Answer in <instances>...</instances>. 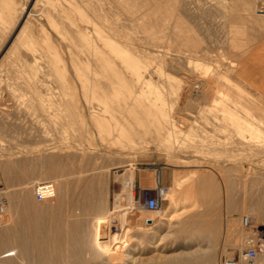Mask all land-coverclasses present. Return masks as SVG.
<instances>
[{"label": "rangeland", "instance_id": "obj_1", "mask_svg": "<svg viewBox=\"0 0 264 264\" xmlns=\"http://www.w3.org/2000/svg\"><path fill=\"white\" fill-rule=\"evenodd\" d=\"M231 1L232 0H227L226 4H232L230 3ZM236 1L238 0L232 2L233 4H237L234 7L237 8L234 10V8L231 7L230 9L231 5L228 4V9L225 11L226 13L224 12L225 14L223 12L221 14V9H216V7L214 8V6L209 5L210 7L208 6V9L213 8V10H211L215 12H211L207 9L208 15L210 16H207V12L205 13L206 16H204L205 14L202 15L206 18H212L211 24L208 23L210 20L204 17V19H200L202 16L199 14L193 16L189 14L187 16L185 15L186 18H182L186 23L188 22L187 25H191L190 27L194 26L192 29L188 26V33L194 36L196 35L195 33H197L196 37L200 39L202 45L205 44V48L208 46L206 50L213 54L211 56L212 58L210 57L209 59L208 56H199L198 54L196 56L195 52L191 51L188 46H184L183 48L185 49H181L183 54H190L192 55L191 57H193L191 58L189 66L192 72L189 73L187 70L184 71V69L176 70L170 68L171 70L168 69V72H171L174 76L169 79L164 78L163 71L157 74L155 69L157 66L153 63L156 62L157 65V63L160 64L162 62L150 59V57L147 59L148 69L146 68L145 71H148L150 75L145 72V76L149 75L150 79L153 78L152 80H154V82L157 81L156 84L158 83L157 85H159L158 87H160V89L157 88L163 93L160 92V98L163 97V100L165 98L163 107L165 111L167 110L168 112H166V116L161 112L159 115L157 114L158 120H156L155 126L159 134L156 135L155 141L148 143L147 147L133 152L131 151L132 153L103 152L97 149L98 145L96 144V138V141L94 140L95 142L93 141L94 138L88 139L91 140V142L93 141L92 143L90 141L85 142L86 139L75 141L73 135L75 136L76 132L73 131L72 126L61 127L63 131L61 133L63 134L62 136L56 132L54 125L47 121H45L47 124H45V128L48 130V139L42 138L31 130L33 126L29 123H23L24 125L22 124L19 125V127H14V130L9 128L3 131L1 130L3 133L0 131V185L6 190L8 199L7 204L9 208L6 210L7 217H9L8 212L11 211L13 214L11 225H17L16 228H20L26 216H30L29 220L33 222L29 230L31 233L29 232L27 235L28 241L32 244L35 243L34 239L37 238L39 244L36 247H40L43 254L46 252L45 255L50 259V263L112 264L108 261V256L111 251L116 252V250L111 249L107 241L109 239V229L111 227L113 232L116 233H121L123 229L125 237L132 235L145 240L143 244L137 243L136 245V260L134 259L131 262L130 260L132 259L125 256L124 260L128 264H165L166 259H169V257L171 258L173 255L175 257L176 253L179 255V253H186L189 250L193 251L198 248L201 250V253L200 257L197 259L198 261L196 260L194 264H208L207 260L209 258L212 260H208L210 264H220L221 260L228 254V256L238 255L246 246L245 240L247 236H252L253 238L257 236L258 239L261 240L260 242V240L254 239L258 252V264H264V222L260 221L255 214V207L264 204V170L257 167H264V144L262 145L257 141L247 140L246 134L249 137L250 133L241 130H239V132V128H236V125L233 124L235 119H229L230 122L226 121L228 115H234L233 117L235 118L240 114V111L238 112L237 109L239 107L235 108L230 114L229 112L222 114V112L215 110H213L215 112H212V110L207 108V105H209L210 100L216 93L223 98L226 96L224 93H218L220 84H216V80L213 79L214 76H210L214 68L240 83L234 76V69L237 61L241 54L264 34V30H258L255 32L257 38L256 36L253 37L248 34L238 35L237 38L239 42L234 45L231 39L233 33L229 34L230 32L226 31V34L224 31L231 28L232 23H236L235 25L238 27V25H240L239 20L241 21L243 14L245 16V18H242L244 22L243 26L245 25L244 28L247 27L249 23L247 22L248 20L251 19L250 22H254L256 19V21L258 20L257 22H259L261 21V19H259L261 18L260 16L264 14V0H250L249 3L245 2L246 0ZM239 4L242 6L244 5V7L250 4L251 9L247 7L244 9L242 7V10L244 9L242 12L241 7H239L240 9L238 8ZM230 10L235 11H233V14L230 12V15L235 16H237L236 11L238 10L240 14H238V17L240 16V19L235 18L237 21H233V19L232 22H230L229 20L232 19V16H230L229 19H227L228 16H225L227 15V11L229 12ZM170 13L168 17L170 16L172 18V14ZM213 13H215L216 17L212 16ZM216 13L218 15H216ZM197 16L200 17L198 18ZM194 17H197L198 20L197 18L194 19ZM246 17L248 20H246L245 23ZM171 18H169V21L166 20V22H168V27L170 26L169 31L171 30L168 34L166 29V35L168 37L159 38L162 40H158L160 44L156 41L162 48L165 46L168 55H170L171 52H180L177 49L174 50L172 45L173 42H170L171 40L168 41L170 37L173 36ZM191 18L194 24L189 23ZM213 18L215 19L213 20ZM222 21L227 26V29H224L226 26L223 25ZM200 23L205 24H203V26L201 24L200 26ZM196 24L199 25L200 28L199 26L195 28ZM208 24L210 28L207 29ZM212 24L213 26L216 25V28L213 27ZM255 25H257V23ZM258 26L259 25L256 27ZM202 27H204L205 30ZM198 28L202 29L197 31ZM206 29L207 31L210 30L208 31L209 33H206ZM216 29H219L218 33L219 31L222 32L218 34ZM245 29L249 30L250 28L247 27ZM202 30L204 32H202ZM214 30H216V33ZM144 34L145 32L142 33L143 36ZM167 38L168 40H166ZM144 39H142V43H144ZM228 39L233 44L229 42ZM149 53L151 52L147 54L150 55ZM195 59H198L201 63L195 65V63H197ZM210 59H213L215 62ZM202 62L203 64L207 63L206 67L208 66L207 69H209L206 75L200 72L205 69L204 66H202ZM150 67L152 69H150ZM150 70L151 73L149 72ZM186 73H189V75ZM191 73L192 76H190ZM196 73L198 75H196ZM149 76L147 77L149 78ZM151 76L153 77L151 78ZM207 76L211 79L210 82L209 78L206 79ZM196 78L206 79L203 80L204 84L201 85L202 88H200L203 90L205 87L206 95L203 97L205 99L202 100L199 98L197 100L200 101V103L203 101V106L206 107H204L202 111H199L198 108L200 104H198L197 101H193L194 98L197 97V92L195 90L198 88L194 87V83H197ZM187 79L192 83H190L191 87L196 93L195 95V93L192 92L188 99L183 93V87L184 84L187 83V81H185ZM184 81L186 83H184ZM171 84L174 87L169 89V87L172 86ZM179 84L182 86L180 87ZM241 85L250 95L238 88V99L245 101L248 100L249 97L251 101L253 100L252 102L255 104L249 102V105L251 104L250 106H253L252 109L257 113V116H250L249 118L251 121L255 122V124L259 123L261 125L262 123L261 126L264 127V122L261 121V119L264 120V114H262L264 111V97L255 94L243 84ZM179 87L181 90L178 89ZM188 101H193L192 103H197L198 105L193 104V106H187V103H189ZM257 103L259 104L256 105ZM245 112L244 110V113ZM195 118L202 120L201 125L199 124L200 122L194 125L189 124ZM168 119L173 120L176 125L170 127V125H168ZM75 125L76 124L73 126ZM33 134L34 136H31ZM17 138L19 140H17ZM181 139L193 145V147H187V149L190 148L189 154L188 152L182 153V151L177 150V147H169L172 144L177 146ZM213 139L215 140L213 141ZM93 147H95L96 150H94ZM149 164L161 166L160 183L162 181L164 185L170 187V190L174 188L177 179L182 180L181 186L174 192V196L178 198L177 205L171 206L169 197L166 195L165 200H163L159 207V211L153 214L154 216L156 215L154 223H152L151 220H145V217H149L151 214L146 212L143 206L145 194L153 193L152 188L156 185L157 180L154 171L147 170L146 167ZM146 177L151 179L152 188L144 187L143 180ZM37 182H52L54 184L55 196L47 200H37L33 193V186ZM50 202L52 204H50ZM125 209L126 211L128 210L127 216L129 217H127V221L122 225L120 218L114 221V216L116 215L117 217V215ZM171 212L173 216L170 220H167L166 216ZM134 213H139V215H143V217L135 220L132 218ZM112 216L114 222L111 220ZM244 216L249 217V222L246 227H244L242 222ZM33 223H35V225H33ZM203 223L211 224L214 228V232L213 237L210 238L209 241L203 239L201 243L200 240H195V237L202 233V230L199 229ZM9 227L10 224L5 223L0 227V233L5 232ZM127 227L128 229H126ZM151 240L153 242H150ZM234 241L238 243L237 247L232 246ZM155 243L157 247H153ZM14 245L11 237L4 238L0 240V252L17 250ZM106 245L107 247H105ZM140 246H145L146 248L141 250ZM35 254L36 253H33V256L31 255L34 260L37 257V254ZM48 254H50L49 257ZM14 255L15 254H12L11 256ZM32 258H22L18 256L17 259L26 264H36Z\"/></svg>", "mask_w": 264, "mask_h": 264}, {"label": "bare ground", "instance_id": "obj_2", "mask_svg": "<svg viewBox=\"0 0 264 264\" xmlns=\"http://www.w3.org/2000/svg\"><path fill=\"white\" fill-rule=\"evenodd\" d=\"M232 1L235 2V0ZM232 1L230 2L232 4L228 3L231 5L230 9L231 7L234 8L237 5L235 3L233 4ZM245 2L249 3L250 0H246ZM226 3L227 0H0V131L9 128L14 130L23 123H29L33 126V129L31 130H33L42 138L48 139V130L45 128V121H47L48 123L54 125L56 132L59 134L63 132L62 128L65 126H72L73 131L76 132V135H73V139L75 141H78L79 139H86L85 142H91V140L88 139L94 138L93 141H96L97 139L96 144L98 145V148L96 147L95 143L94 145L98 150L103 152L132 153L135 150L147 147L148 143L155 141L156 135L159 134L157 133V128L155 126L159 113L161 112L164 116H166L168 113L163 107L165 104V98L164 100L163 97L160 98V87H158V83L156 84V80V82L152 80L154 75L151 76L152 79H150V74L148 71H145L146 68L148 69L147 59L150 57V59L162 62L160 64L157 63V65L156 62L153 63H155V66H157L155 68L157 74L163 71L162 73L164 76H162L164 78L169 79L174 76L171 72H168V69L170 68L176 70L184 69V71L187 70L189 73L192 72V69H190L191 67L189 68V66L191 58L193 57H191L192 55L190 54H183L181 49L184 46H188L191 51L195 52L196 56L197 54L199 56H208L209 59L213 54L206 50L208 46L205 48V44L202 45L200 39L196 37L197 33H195V36L188 33L189 27L191 25H187L188 22L186 23V21H184L182 18H186V16L189 14L192 16L199 14L202 16H199L200 19L206 16V14L207 16H210L207 12V9L210 6H214L216 9H221L222 14V12L224 13L228 9L227 7L229 5ZM240 5L241 4H239L238 8L241 7V10L242 7L244 9L246 7L251 9L250 4L246 7H244V5ZM236 8H234V10ZM211 9L213 10V8L208 10L215 12ZM233 11H227V15H225L226 17L228 16L227 19L232 16V19L229 20L230 22H232L233 19V21H237L235 18L240 19V16L238 17V10L236 11L237 14L235 13L237 16L230 15V12L233 14ZM169 13L172 14V18L170 16L168 17ZM202 14L205 15L203 16ZM213 14L212 16H215V13ZM216 15L218 14L216 13ZM243 17L245 18L244 14L242 18ZM247 17L245 19V23L246 20H248ZM260 17L261 18L259 19H261V21L257 22L258 20L256 21V19L254 21L255 24L257 23V25H259V29L256 27L257 25H255L254 22H250L251 19L249 18L250 20L247 21L249 22L247 24V27L250 28L249 30L245 29L247 27L244 28L245 25L243 26L244 22L242 21V18L241 21L239 20L240 25H238V27L235 25L236 23H232L231 28L228 29L224 23V19V22L222 21L223 25L226 26L224 29H227L224 32L229 31V34L233 33L231 39L234 45H236L239 42V39L237 38L238 35L248 34L255 37L256 31L264 30V14ZM169 18L172 19L170 21L172 22L171 29L173 31V36L171 35L172 37H170L169 40L168 38L166 40H171L170 42H173L172 45L174 50L177 49L180 51L179 53L171 52L170 55H168V52L165 50V46L163 45V49L162 46L159 45L160 42L158 41L163 37H168L166 35L167 31L168 34L171 32V30L169 31L170 26L168 27V22H166V20L169 21ZM192 18L191 21L193 20ZM196 18L194 17V19ZM206 19L210 20L208 23H212V18L210 19L209 17ZM214 19L215 18H213V20ZM191 21L189 23L194 24V22ZM194 21L198 22L196 20ZM197 24L195 28L199 26ZM201 24L203 26L205 23H200V26ZM192 28H194V26L190 27V29ZM199 28L197 31H200L202 28L205 30L204 27L201 29ZM208 28H210L209 24L207 29ZM216 30H214V32ZM208 31L206 33H209ZM144 32L145 34L143 36L142 33ZM202 32L204 31L202 30ZM221 32L222 31H219V33ZM149 38L150 41L148 42ZM142 39L145 40L144 43H142ZM156 41H158L159 44H157ZM148 52H151L149 53L150 55L147 54ZM196 62L197 63H195V65L201 63L198 59ZM213 62L215 61L213 60ZM206 64H203L202 62V66H204L205 69L202 68L203 71H200L201 73L203 72L204 75H206L209 71V69H207L208 66L206 67ZM150 69L152 68L150 67ZM145 72L149 74L147 75L149 78L145 76ZM149 72L151 73V70ZM189 73L186 74L189 75ZM211 73L212 74L210 76H214V78H212L216 80V84H220L218 93H224L226 96L223 98L216 93V95L210 100L207 108L212 110V112L220 111L222 114H225L226 112H229L230 114V112H232L235 108L239 107L237 109L238 112L240 111V114L238 113L239 115L235 118L233 117L234 115H228L227 117L225 116L227 119L226 121L230 122L231 119H235L233 124L236 125V128H239L238 131H248L250 133L249 137L246 134L247 140L257 141L263 145L264 127L261 126L262 123L261 125L259 123L255 124V122L251 121L249 118L250 116H257V113L252 109L253 106H250L251 104L249 105V102L252 104L254 103L252 102L253 100L251 101L249 97L248 100L245 101L238 99L239 89L244 91L246 94H249L248 91L240 83L215 68ZM196 75L198 74L196 73ZM190 76H192V73ZM207 78H209V76H207L206 79ZM206 79L196 78L197 83H194V87L198 89H194L197 92V97L193 100L194 102L199 98L202 100L205 99L203 98L206 95L204 89L205 87L203 86V90L200 88H202L201 85L204 84L203 80ZM210 80L211 79L209 78V82ZM185 81H187V83ZM185 81L184 83L186 84H184L183 93L188 99L189 95L194 91L191 87L192 83L189 82L190 80L187 79ZM181 86L182 85H180V87ZM171 87L173 88L174 86H170L169 89ZM180 87L178 89L181 90ZM193 101H188L189 103H187V106H193ZM197 103L195 104L199 106V111H202V109L205 107L203 106V101H201V103L200 101H197ZM258 104L259 103L256 105ZM244 110L247 112H245L246 114L244 113ZM263 112L262 114H264ZM261 121L264 122L262 119ZM197 122H200L199 124L201 125L202 120L195 118L189 124L194 125ZM74 124L76 125L73 126ZM168 125L172 127L175 126L176 123L173 120L168 119ZM61 135L63 136V134ZM31 136H34V134ZM17 140L19 139L17 138ZM214 140L215 139H213V141ZM188 146L193 147V145H190L181 139L177 146L172 144L169 147H177V150L182 151V153L188 152L189 154L190 148L187 149ZM95 147H93L94 150H96ZM257 167L264 170V167L262 166ZM181 183L182 180L177 179L172 190H170V187H168V192L166 195L169 197L171 206H176L178 203V198L174 196V192L179 189ZM50 204L52 203L50 202ZM7 208H9L8 204L6 206V210ZM6 210L4 224L9 223L10 227L8 229L5 228L6 231L0 233V240L11 237L17 250H6L4 252L2 251V253L0 252V264H26L19 261L17 259L18 256L22 258H32L31 255L33 256V253L37 254H35L37 256L35 260L32 258L36 264H55L56 262L50 263V259L47 258V255H45L46 252L43 254L40 247H36L39 244L37 238L34 239V237L31 235V237L35 240V243L30 244L28 241L27 235L30 232L29 230L32 227L31 223L33 222L29 220L30 216L26 214L27 216L22 224L20 222L21 227L16 228L17 225H11L13 221V214L10 211L8 212L9 217H7ZM145 210L151 214L149 217H145V220L148 219L154 223V218L156 215L154 216L153 214L158 212L159 208H145ZM127 211L125 209L123 212L117 215V217L115 215L114 221L117 220V218H120L121 224L123 225V223L127 221V217H129L127 216ZM255 212L259 220L264 222V204L256 206ZM172 216L173 213L171 212L166 216V219L170 220ZM142 217L143 215L140 216L139 213H134L132 218L136 220ZM112 219L113 216L111 217V220ZM114 221L112 220V222ZM35 223H33V225H35ZM201 226L199 230H202V233L195 237V240H200L201 242L203 239H206L209 241V239L213 237L214 228L211 226V224L206 223H203ZM126 229H128V227ZM109 234V239L107 240L108 244L110 245L111 249L116 250V252L111 251L109 256L107 255L108 261L112 264H128L124 260L125 256L129 259H132L130 260L132 262L135 259L137 243L143 244L145 241L142 238L134 237L132 235L125 237L123 234V229L121 233H116L113 232L110 227ZM254 239L260 240L257 236H254ZM150 242L153 241L151 240ZM156 245V243L153 244V247H157ZM237 245L238 243L234 241L232 246L237 247ZM105 247H107V245ZM143 248L146 247H141V250ZM200 253L201 250L199 248L194 249L193 251L189 250L186 253H179V255L176 253L175 257L174 255H171V258L169 257V259H166L165 264H194V262L200 257ZM12 254L15 255L11 256ZM49 255L50 254H48V257ZM209 259L211 260V258ZM208 260L207 263L210 264ZM108 261L106 260L107 263Z\"/></svg>", "mask_w": 264, "mask_h": 264}, {"label": "built area", "instance_id": "obj_3", "mask_svg": "<svg viewBox=\"0 0 264 264\" xmlns=\"http://www.w3.org/2000/svg\"><path fill=\"white\" fill-rule=\"evenodd\" d=\"M147 170L154 171L156 174V185L152 188L153 193H146L143 200V206L148 209L159 208L166 198L168 186L160 183V165L149 164ZM33 193L37 200H47L54 196V184L52 182H37L33 186ZM6 190L0 185V227L4 225L5 210L7 206ZM244 227L248 225L249 217L242 218ZM246 246L238 253L237 256H225L220 264H258V252L254 238L247 236Z\"/></svg>", "mask_w": 264, "mask_h": 264}, {"label": "crops", "instance_id": "obj_4", "mask_svg": "<svg viewBox=\"0 0 264 264\" xmlns=\"http://www.w3.org/2000/svg\"><path fill=\"white\" fill-rule=\"evenodd\" d=\"M234 76L249 90L264 97V34L241 54ZM143 181L145 188H152L151 179L146 177Z\"/></svg>", "mask_w": 264, "mask_h": 264}, {"label": "water", "instance_id": "obj_5", "mask_svg": "<svg viewBox=\"0 0 264 264\" xmlns=\"http://www.w3.org/2000/svg\"><path fill=\"white\" fill-rule=\"evenodd\" d=\"M150 221V220H149Z\"/></svg>", "mask_w": 264, "mask_h": 264}]
</instances>
